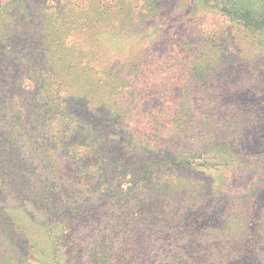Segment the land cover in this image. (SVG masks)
<instances>
[{
	"label": "rangeland",
	"instance_id": "374dc122",
	"mask_svg": "<svg viewBox=\"0 0 264 264\" xmlns=\"http://www.w3.org/2000/svg\"><path fill=\"white\" fill-rule=\"evenodd\" d=\"M96 1L87 12L83 8L91 0H32V18L13 11L14 17L1 23L3 32L16 35L0 36V47L10 51L0 58V264L15 245L24 253L19 256L15 251L13 264H264V53L252 37L221 13L204 8L201 0H132L142 12L159 3L164 20L180 23L173 40L192 33L191 38L204 44L197 53L200 61L209 65L216 57L221 59L212 75L219 82L203 83L188 73L177 76V85L188 84L185 95L165 107L178 111L177 117L191 128L189 133L173 132L162 140L145 138L144 132H132L130 124L143 120L153 108L162 109L163 101L148 92L142 101L131 102L133 113L120 117L95 101L93 79L104 77L103 71L126 69L123 62L144 56L146 39L155 36L154 29L141 40L107 32V27L95 32L88 20H97L99 12L112 9L116 2ZM244 2L264 12V0ZM51 14L59 19L50 22ZM27 28L28 33L37 31V37L21 35ZM97 54L102 58L99 63L91 57ZM164 56L174 57V65L191 61L184 54ZM56 67L63 69L64 85L55 98L68 101L73 109L83 104L79 110L92 115L110 138L111 144L103 148L128 162L111 182H87L85 174L98 168L85 169L64 145L57 144L64 129L58 120H47L41 106L51 96L41 82ZM161 70L154 71L153 78L160 80ZM79 88L87 99L79 101ZM182 88H177L178 93ZM158 115L174 118L161 111ZM208 123L209 143L228 144L231 165L220 171L172 170L158 163L149 182L140 179L137 170L153 161L157 150L161 158L168 148L198 149L205 144L201 130ZM8 152L14 159L3 156ZM48 152L53 154L51 162ZM33 155L38 156L36 161ZM108 157L104 154L99 162ZM37 164L38 169H50L47 175L45 170L31 172ZM52 173L62 181L66 178L61 173L77 183L82 180L69 189L66 185L71 181H65L60 191ZM92 183L98 192L91 191ZM168 186V196L157 190ZM126 191L139 195L125 204L121 193ZM185 231L196 234L195 246L188 244L192 235L185 237ZM50 234L60 236L59 250L53 249Z\"/></svg>",
	"mask_w": 264,
	"mask_h": 264
},
{
	"label": "trees",
	"instance_id": "16d2710c",
	"mask_svg": "<svg viewBox=\"0 0 264 264\" xmlns=\"http://www.w3.org/2000/svg\"><path fill=\"white\" fill-rule=\"evenodd\" d=\"M113 3L112 9H104L102 12L97 14V20L93 19L91 21L88 20L87 24L89 27L94 28L93 31H97L101 28L106 29L107 32L116 33L125 35V37H132L133 39L139 38V40L143 38H148L147 34H150L149 31L153 28L154 30L151 34L155 36L147 41L146 39V51L143 53L144 56H140L139 59L133 62H129L128 64L122 63L123 65H128V68L117 69L116 71H106L101 72L104 74V77L97 76L93 81V89H94V97L97 103L102 102L104 104L103 107L107 109H111L112 113L122 117L124 113L127 111L134 112L135 109L131 108L132 101H142L146 98V94L148 92H155V95L158 97L159 101H163L161 103L162 109L153 108L154 110L149 111V113H145L143 120L139 122H132L130 125H134L130 128L132 132L139 133L144 132L142 134L145 138L149 139H160L169 138L173 132L180 134H187L191 129L186 123L185 119L177 117L178 111L173 110V106H166L174 100H179L185 95V89L188 84H176L177 76H182L183 74H187L196 78L197 81L203 83L211 84L213 82H219L214 76L216 74V70H218L221 66L218 63L221 59L216 57L212 64L207 65V63L200 61L203 59L202 57H197V53H199L204 44L199 42L198 40L191 38L193 37L192 33L187 35L186 37L173 40V37L177 33L174 34L175 28L177 29V25L180 24L178 21L163 19V14H161V8L159 3L154 2V4H150V7L147 8L146 11H141L142 9L137 10L136 7H133L132 0H115ZM137 0H133L135 2ZM144 2V1H143ZM142 2V5L144 6ZM97 3L96 0H91L90 5H86L83 8L84 11L89 12L92 7H94ZM202 6L206 9H210L213 11H217L224 15L230 24H235L239 27L243 32L252 37L253 41L258 44L260 50L264 53V12H260L257 10L248 7L244 0H201ZM31 4L32 0H0V36H7L14 34L16 32H3L1 30V23L4 18H13V11L17 14L24 17V19H30L33 17L31 14ZM75 7V6H74ZM74 7L68 9V11H72ZM79 7V5L77 6ZM88 14V13H87ZM53 17L48 18L50 22H54L58 20L59 17L51 14ZM188 17V16H186ZM128 19V22H127ZM149 20V21H147ZM177 20V19H176ZM96 21L100 23L96 24ZM109 22V25H103L104 22ZM147 22L148 25L145 23ZM96 24V25H92ZM182 25L183 27L185 26ZM83 25V24H82ZM80 26V25H78ZM77 26V27H78ZM88 27V28H89ZM131 27V28H129ZM29 28L25 30V32L21 33V35H29L32 37H37V31L28 33ZM189 29L186 27L184 29L187 32ZM33 35V36H32ZM164 35V36H163ZM9 38V37H8ZM136 45V42H134ZM9 50H4V47H0V58L3 56H7L9 54ZM212 54H217V51H211ZM163 53H174L176 56H181L184 54L186 57H189L191 60L189 63L184 62V64H173L174 57L168 58V56H164ZM142 54V55H143ZM64 56V55H63ZM66 57V55L64 56ZM92 59L96 58V61L101 62V56H91ZM120 61L117 63L119 64ZM120 65V64H119ZM117 66L116 68H118ZM161 70L160 80L159 77L154 76L153 72L157 73ZM63 69H59V67L50 71L48 77H44L41 82V88L44 92L51 94V96L46 100L47 104H42V108H46V119L47 120H58L59 125L64 129L63 136L59 137L60 140L57 141L58 145L65 146L67 153L76 160L80 161L85 169L87 168H98L96 172H87L85 174V180L87 182H91L92 180L99 181L104 180L106 182H111L113 176L118 175L123 169L128 166V162L123 158H120L119 155L115 152L108 151L110 148H103V146H107L111 144L110 138L106 136V131L100 128L98 122L93 120L92 115L88 116L87 113L79 110L81 106H77L76 109L71 108V103L66 100H62L61 97H56V94L59 92L60 88L64 85L63 76L61 74ZM96 75V74H95ZM151 76L148 78V76ZM204 76H208L204 78ZM166 81H169L167 84ZM91 81V82H92ZM172 82V83H170ZM182 88V93H178L177 88ZM184 89V90H183ZM79 101L85 100L86 96L83 95L84 91L79 88ZM86 94V93H85ZM145 96V97H144ZM47 99V98H46ZM87 99V98H86ZM56 102V104H55ZM41 104V103H40ZM39 104V105H40ZM138 105V104H136ZM56 106V108H55ZM154 111V112H153ZM159 111L165 116L170 114L173 115V119L167 120V117H161L158 115ZM144 114V113H143ZM146 117V118H145ZM164 118V119H163ZM122 120V119H121ZM206 128H202L201 134L202 137L205 138V144H201L200 148L192 149L186 147H176V148H168L166 154L162 155L161 158L157 155L153 154V161L144 163L141 168L137 170L136 173H139L140 179H146L147 182L150 181V177L153 176V170L157 167L158 163H164L168 165V169H180V168H208L213 169L214 171H220L225 169L228 165H231L233 159L230 160L232 154L230 153L229 145L226 143L220 145H214V143H209V139L207 136L211 133H206L205 130L210 132L211 125L208 123L205 125ZM129 128V125H126ZM209 127V128H208ZM163 139V140H164ZM78 146H82V150L78 149ZM91 152V155H88ZM109 153L108 159H104L99 162L100 158L104 157V154ZM49 162L53 160L50 152L47 153ZM7 159H14L15 156L13 153L8 152L6 155H3ZM38 158L37 155H33L32 159L36 161ZM38 165L36 167H31V172L36 173L38 170L47 171V167H40L38 169ZM165 165L163 167H165ZM101 167V168H100ZM161 174V170H159ZM25 173V171H24ZM66 179L64 181L60 180L59 174L51 175V179H54L55 186L63 191L61 184L65 181H71L69 185H66V188H72L80 185L82 179L77 180L75 178L67 176L65 173H61ZM49 176V175H48ZM70 178L74 179L71 180ZM50 179V180H51ZM161 179L158 177V182ZM77 183V185H76ZM78 185V186H79ZM91 186H95L94 183L90 184ZM61 186V187H60ZM60 187V188H59ZM171 186H168L167 189L163 187H158L165 195H170L171 191H169ZM170 188V189H169ZM98 186H95L93 190L98 192ZM161 193V194H162ZM124 195L121 198V201H124L125 204L131 201V197L138 196L132 195L128 191L124 192ZM47 222V221H46ZM47 224V223H46ZM49 228V225H47ZM194 232L183 233L184 235L191 236L192 238H188V244L192 242V245H196L197 238H193ZM51 235V234H50ZM52 236V235H51ZM53 237V236H52ZM52 239L53 249L59 250V240L60 236L56 234ZM200 239H203L201 237ZM16 246L15 250H8L5 252L6 258H3V264H13L11 257L17 251L18 255H23L22 248L20 246ZM198 247L200 245H197ZM197 248V247H196ZM195 248V249H196ZM194 249V247L192 248ZM170 258L169 261H171Z\"/></svg>",
	"mask_w": 264,
	"mask_h": 264
}]
</instances>
